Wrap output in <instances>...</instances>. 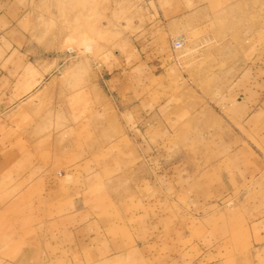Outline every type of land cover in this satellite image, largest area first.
I'll use <instances>...</instances> for the list:
<instances>
[{
    "label": "rangeland",
    "instance_id": "1",
    "mask_svg": "<svg viewBox=\"0 0 264 264\" xmlns=\"http://www.w3.org/2000/svg\"><path fill=\"white\" fill-rule=\"evenodd\" d=\"M8 159L0 264H264V0H0Z\"/></svg>",
    "mask_w": 264,
    "mask_h": 264
},
{
    "label": "crops",
    "instance_id": "2",
    "mask_svg": "<svg viewBox=\"0 0 264 264\" xmlns=\"http://www.w3.org/2000/svg\"><path fill=\"white\" fill-rule=\"evenodd\" d=\"M11 164H13L12 159L4 160V161L0 160V171L1 169H7L8 167L11 166Z\"/></svg>",
    "mask_w": 264,
    "mask_h": 264
},
{
    "label": "bare ground",
    "instance_id": "3",
    "mask_svg": "<svg viewBox=\"0 0 264 264\" xmlns=\"http://www.w3.org/2000/svg\"><path fill=\"white\" fill-rule=\"evenodd\" d=\"M61 105V104H60ZM57 107V106H56ZM32 119V118H31ZM42 124V123H41ZM32 128V127H31ZM42 130V129H41ZM65 132V131H64ZM61 134V133H60ZM42 142V141H41ZM53 143V142H52Z\"/></svg>",
    "mask_w": 264,
    "mask_h": 264
}]
</instances>
